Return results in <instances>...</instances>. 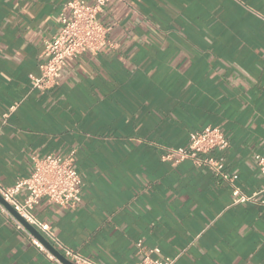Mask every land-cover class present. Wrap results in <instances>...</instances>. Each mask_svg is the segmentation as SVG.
Listing matches in <instances>:
<instances>
[{
	"label": "crops",
	"instance_id": "0c3cea01",
	"mask_svg": "<svg viewBox=\"0 0 264 264\" xmlns=\"http://www.w3.org/2000/svg\"><path fill=\"white\" fill-rule=\"evenodd\" d=\"M66 1L0 0L1 183L73 150L80 203L42 199L33 212L81 256L136 264L158 248L173 264H264V205L233 203L191 158H162L218 126L228 146L208 155L242 192L264 185V0H110L98 15L107 45L32 88ZM0 264L57 263L0 213Z\"/></svg>",
	"mask_w": 264,
	"mask_h": 264
},
{
	"label": "built area",
	"instance_id": "2783aa9c",
	"mask_svg": "<svg viewBox=\"0 0 264 264\" xmlns=\"http://www.w3.org/2000/svg\"><path fill=\"white\" fill-rule=\"evenodd\" d=\"M110 0H67L59 12L58 32L43 42L39 76L29 75L32 88L48 89L58 83L61 70L67 61L89 51L100 52L107 45L109 28L102 24L98 15ZM16 108H8L3 116ZM228 140L218 126H207L189 134L185 148H167L164 160L179 161L191 158L198 166H205L221 176L230 186L233 203H259L264 205V185L255 192L246 194L235 185L233 177L223 172L222 158L208 154L224 150ZM205 154V157H200ZM257 169L264 177V153L254 156ZM74 151L62 155H47L33 159V169L27 177L18 178L12 185L4 186L0 181V197L15 211L26 224L33 227L64 258L73 264H97L63 245L52 231L51 226L34 214V207L42 199L64 208H73L81 201L82 181L73 164ZM23 192V193H22ZM23 194L20 196V194ZM0 213L15 230L27 237L40 251L45 252L57 264H64L50 252L33 233L18 220L1 202ZM175 258L161 256L158 248L145 252L136 264H173Z\"/></svg>",
	"mask_w": 264,
	"mask_h": 264
},
{
	"label": "water",
	"instance_id": "95a60500",
	"mask_svg": "<svg viewBox=\"0 0 264 264\" xmlns=\"http://www.w3.org/2000/svg\"><path fill=\"white\" fill-rule=\"evenodd\" d=\"M0 202L22 223L25 224V226L33 233V235L40 240V242L50 251L52 252L61 262L64 264H73L66 258H64L48 241L44 239L42 235H40L33 227L26 224L24 220L15 212L12 210V208L0 197Z\"/></svg>",
	"mask_w": 264,
	"mask_h": 264
}]
</instances>
